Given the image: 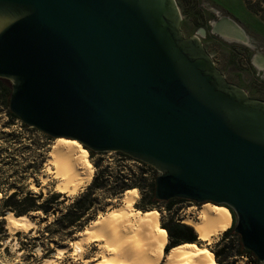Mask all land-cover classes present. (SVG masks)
<instances>
[{
	"label": "water",
	"instance_id": "95a60500",
	"mask_svg": "<svg viewBox=\"0 0 264 264\" xmlns=\"http://www.w3.org/2000/svg\"><path fill=\"white\" fill-rule=\"evenodd\" d=\"M180 25L175 0H0L9 111L51 139L153 168L158 201L231 210L264 264V103Z\"/></svg>",
	"mask_w": 264,
	"mask_h": 264
},
{
	"label": "rangeland",
	"instance_id": "374dc122",
	"mask_svg": "<svg viewBox=\"0 0 264 264\" xmlns=\"http://www.w3.org/2000/svg\"><path fill=\"white\" fill-rule=\"evenodd\" d=\"M175 2L181 14L180 29L183 36L185 38L192 36L201 38L205 51L225 80L242 89L250 99L264 103V68L255 62L257 60L264 61V22L249 12L242 0H175ZM222 21L233 23L235 26L233 28L242 33L245 36V42H247L244 44L217 33L215 29ZM200 31L203 32V35L199 34ZM5 81L4 86L11 92V82ZM8 101L9 99L4 97L0 99V189L6 190L5 194L18 191L22 195L30 194L34 197L40 193L43 196L58 193L56 190L57 180L53 178V173L46 168L49 164L47 161L49 152L57 139L50 138L48 140L40 135L32 137L30 134L22 133L21 121L10 125ZM10 133H14V135L9 137ZM97 161L101 162V169L105 168L112 174L121 167H125L127 170L131 169L130 167L133 168L132 163H121L114 153H104L93 159L88 154L87 163L93 172V177L98 171L94 167V163ZM157 175L156 172L154 177L156 178ZM45 178L47 179L45 180ZM151 178L149 175L146 179L150 180ZM86 188L87 186L81 187L71 196L61 194L67 201L62 203L60 208L65 209L72 205L74 199L81 195ZM136 191L134 209L141 212V209H146L148 205L146 199H143V194ZM5 194L0 192V200ZM94 198L96 199V208L90 213V217H93L94 220L122 204V198L109 200L108 197L99 193ZM204 205L190 204L189 202L178 203L173 206L172 214H169L165 205L160 203L150 211L157 214L159 228L162 225L170 227L176 223L185 225L183 220L197 221L199 211ZM27 217L34 222L35 227L29 232L15 233H10L5 219L0 218V264H93V261L87 262L86 258H92L99 253L96 244L85 245L82 257L76 256L71 251L73 241L79 238L81 232L76 233L72 238L63 237L60 239V236H56L55 244L49 242L47 230H45L52 222L53 217L43 223L41 221L44 217L40 214H30ZM90 224L91 222L86 227ZM221 237L222 235L215 236L210 244L203 243L197 238V245L216 252L220 248ZM165 238L168 245L169 240L166 234ZM61 248L66 251L62 255L56 254L57 249ZM164 256L163 253L161 257ZM162 258H160V262ZM230 262L228 260L225 263ZM238 263L244 264L245 260L239 259Z\"/></svg>",
	"mask_w": 264,
	"mask_h": 264
},
{
	"label": "bare ground",
	"instance_id": "6f19581e",
	"mask_svg": "<svg viewBox=\"0 0 264 264\" xmlns=\"http://www.w3.org/2000/svg\"><path fill=\"white\" fill-rule=\"evenodd\" d=\"M215 30L225 38L244 44L247 42L245 36L233 26L222 24ZM255 62L264 68V61ZM77 143L57 139L47 160L49 164L46 168L57 180V192L66 196L73 195L83 186L88 187L93 178V172L87 163L88 153ZM136 193L134 189L126 191L122 196L121 206L108 210L87 226L79 238L73 241L72 253L82 257L85 245L96 244L99 253L86 258L87 262L93 261V264H216L208 249L197 244H183L172 248L162 258L167 246L165 233L158 227L155 212L141 213L134 209ZM228 211L225 207L205 204L199 211L197 221L183 220V223L193 229L199 241L210 244L215 236L230 229L231 218ZM4 219L10 233L29 232L35 227L34 222L25 216L15 217L7 213ZM65 251L57 249L56 254L62 255Z\"/></svg>",
	"mask_w": 264,
	"mask_h": 264
},
{
	"label": "trees",
	"instance_id": "16d2710c",
	"mask_svg": "<svg viewBox=\"0 0 264 264\" xmlns=\"http://www.w3.org/2000/svg\"><path fill=\"white\" fill-rule=\"evenodd\" d=\"M242 2L249 12L258 16L264 22V0H242ZM5 82V80L0 79V99L4 97L10 100L11 92L4 86ZM8 115L10 118V125H13L16 121H20L10 111H8ZM20 124L22 133L30 134L32 137L40 135L50 140L48 136L35 129L29 128L21 122ZM1 135H3V133H1ZM13 135L14 133H10L9 137ZM87 152L91 159L103 155L91 151ZM114 154L119 158L121 163H132L133 168L130 167L131 169L127 170L125 167H121L116 173L112 174L105 168L101 169V162L97 161L94 163V167L98 171L92 178L91 183L81 195L74 199L72 205L65 209H61L60 207L67 199L59 193H51L48 196H43V194L40 193L38 196L34 197L30 194L22 195L18 191L5 194L6 190L3 191L0 189V192L5 194L0 200V218H4L7 213H11L15 217H27L30 214H40L44 217L41 221V223H43L48 221L50 217H53L52 222L48 224L45 230H47L49 242H54L56 244V236H60V239L63 237L72 238L76 233L82 232L88 223L94 221V218L90 217V213L96 208V199L94 196L98 193L102 194L104 197H108L107 199L109 200H116L121 199L126 191L136 189L141 195L143 194V199H146L145 201H147L148 205L146 209H141V212H151L150 210L155 209L158 204L163 203L165 208H167V212L172 214L171 210L173 206L178 203L187 202L180 199H172L165 202L156 200L154 194V175L156 171L148 165L135 161L126 155L121 153ZM124 172L127 173L125 174ZM149 175L152 177L150 180L146 179ZM61 198L62 200H60ZM228 213L231 218V227L222 234L219 250L211 252L208 249L213 261L216 264H239L238 260H243V258H245L244 264H262L259 263L251 252L243 249L240 237L234 231V214L231 210H229ZM160 229L164 231L169 240L168 245L164 249V255H166L170 249L177 246L183 244H197V236L194 234L192 228L187 225L178 223L172 224L170 227L162 225ZM228 260L231 262L225 263Z\"/></svg>",
	"mask_w": 264,
	"mask_h": 264
},
{
	"label": "built area",
	"instance_id": "2783aa9c",
	"mask_svg": "<svg viewBox=\"0 0 264 264\" xmlns=\"http://www.w3.org/2000/svg\"><path fill=\"white\" fill-rule=\"evenodd\" d=\"M243 260H246L245 258H243Z\"/></svg>",
	"mask_w": 264,
	"mask_h": 264
},
{
	"label": "flooded vegetation",
	"instance_id": "af4514ba",
	"mask_svg": "<svg viewBox=\"0 0 264 264\" xmlns=\"http://www.w3.org/2000/svg\"><path fill=\"white\" fill-rule=\"evenodd\" d=\"M188 202V201H187ZM190 204L192 203V202H189Z\"/></svg>",
	"mask_w": 264,
	"mask_h": 264
}]
</instances>
